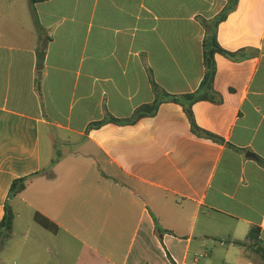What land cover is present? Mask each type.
I'll use <instances>...</instances> for the list:
<instances>
[{
	"label": "crops",
	"instance_id": "1",
	"mask_svg": "<svg viewBox=\"0 0 264 264\" xmlns=\"http://www.w3.org/2000/svg\"><path fill=\"white\" fill-rule=\"evenodd\" d=\"M227 4L0 0L13 264H264L235 244L256 227L264 249V0L216 24ZM209 34L229 52L213 55L215 99L168 100L199 89Z\"/></svg>",
	"mask_w": 264,
	"mask_h": 264
},
{
	"label": "trees",
	"instance_id": "2",
	"mask_svg": "<svg viewBox=\"0 0 264 264\" xmlns=\"http://www.w3.org/2000/svg\"><path fill=\"white\" fill-rule=\"evenodd\" d=\"M29 1L34 4V3L44 2L47 0H29ZM236 3H237V0H228V4L226 8L215 19V23L218 24L219 22L223 21L227 17V15L233 10ZM203 47L205 49L204 50L205 74H204V77L200 84L199 89L192 94L184 95L181 97H173V98H169L168 100L178 102V103L191 104L195 101H203V100L213 101L215 99V92L213 90V77H214L213 55L216 52L225 53V54H228L229 52L223 50L217 44L215 34H209L207 36V38L203 42ZM39 53H44V51L41 49ZM157 107H158V101L150 105H144V106L139 107L135 111L133 119L130 121H136L142 117L154 114L157 110ZM28 179L29 178H20V179L14 180L9 189V197H13L21 193L24 190ZM13 219H14V214L12 210L9 208V206L6 205L5 214L0 222V238L3 234H4L3 236L4 239L8 240L10 238L11 233H12V227H13ZM34 220L42 227L49 229V230H54V228L48 222V220L40 216L39 214H35ZM258 232L259 231L256 227L250 228L245 240L236 241L235 244L240 247H244L245 249L247 248L252 249L256 247L255 252L259 255L261 259L264 260V249L258 246ZM172 264H175V263L172 262Z\"/></svg>",
	"mask_w": 264,
	"mask_h": 264
},
{
	"label": "rangeland",
	"instance_id": "3",
	"mask_svg": "<svg viewBox=\"0 0 264 264\" xmlns=\"http://www.w3.org/2000/svg\"><path fill=\"white\" fill-rule=\"evenodd\" d=\"M4 234L0 238V244L4 246L0 250V257L4 259V263L0 264H13V239H4Z\"/></svg>",
	"mask_w": 264,
	"mask_h": 264
}]
</instances>
